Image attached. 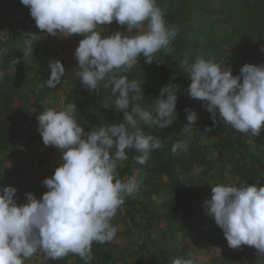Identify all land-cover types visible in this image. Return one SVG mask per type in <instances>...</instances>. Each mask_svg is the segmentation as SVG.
Instances as JSON below:
<instances>
[{
  "label": "rangeland",
  "instance_id": "374dc122",
  "mask_svg": "<svg viewBox=\"0 0 264 264\" xmlns=\"http://www.w3.org/2000/svg\"><path fill=\"white\" fill-rule=\"evenodd\" d=\"M0 2L5 4L13 25L12 31L5 28L0 32V73L3 74L0 77V187L17 188L19 204L26 203L29 192L42 198L48 191L42 181L54 175L63 163L60 149L44 145L38 131V115L45 109L59 111L70 103L76 104L75 119L88 132L101 125L122 122L123 112L115 109V101L101 100L99 91H90L82 84L76 75L75 50L79 43L72 36L53 37L46 30H40L29 8L20 0ZM156 2L166 26L178 30L169 47L181 44L176 58L187 89L192 81L180 65L185 58L189 63L197 57L223 63L222 67L230 68L234 76L240 74L245 64L264 65V52L260 51L264 47V0H231L229 6L224 0H190L186 13H179L177 20L167 18V13L177 11L179 0ZM233 5L237 8L236 14L229 19L225 10ZM146 28L145 22L129 35H137ZM97 31L104 37L117 31L128 34L127 27L115 21L98 26ZM207 31L210 35L205 37ZM26 40L31 41L33 52L27 58L19 57L13 50L23 53ZM168 54L170 52L160 50L151 64L140 57L131 70H114L109 76L116 73L135 80L144 94L138 103L153 112L161 88L175 84L177 107L183 105L195 111L197 121L193 128L183 125L176 132L179 142L188 141V150L175 156L171 152L182 174L193 186V198H177L166 174L148 181L147 171L133 163L132 151H127L128 159L117 162L121 170L117 178L123 181L134 176L139 190L125 197L113 218L117 234L108 242L113 252L110 263L151 264L168 258L172 264L176 258H191L194 264H264V256H260L254 246L230 248L223 230L204 207L215 185L246 182L250 185L259 181V187L264 186V127L259 136L250 137L220 121L218 112L216 120L219 123H214L206 108L209 102L191 98L188 91L183 93L181 84L173 79L164 83L167 74L162 62ZM55 60L64 64L66 72L56 88H49L46 85L51 74L48 65ZM176 119L174 114L173 120ZM152 156L148 155L149 168ZM242 171L250 178L243 176ZM181 213H185L184 222L179 218ZM202 215L204 224L201 223ZM185 223L193 225L189 231ZM48 260L38 252L24 264H46ZM70 264H76L74 258Z\"/></svg>",
  "mask_w": 264,
  "mask_h": 264
},
{
  "label": "clouds",
  "instance_id": "9594fccd",
  "mask_svg": "<svg viewBox=\"0 0 264 264\" xmlns=\"http://www.w3.org/2000/svg\"><path fill=\"white\" fill-rule=\"evenodd\" d=\"M20 2L29 8L36 26L47 34L84 37L75 50L76 75L90 91H98L100 82L107 78L104 86H111L116 96L115 109L123 112V120L85 132L75 119L77 105L71 103L63 110L49 108L37 116L44 145L60 149L63 163L54 175L42 181L48 191L40 199L29 192L26 203L18 204L17 188L0 187V264H24L38 252L50 260L77 254L85 264H90L93 242L113 241L117 228L111 222L117 210L125 197L139 190L134 176L123 181L117 178V162L127 160V151L136 149L141 153L136 160L144 165L151 150L163 147L160 139L144 135L138 125L143 122L167 128L177 113L175 84L161 88L153 112L138 103L144 94L135 80L109 74L114 70H131L140 57L153 63L160 50L171 51L169 45L178 30L166 26L156 0ZM113 21L126 26L128 34L117 31L104 37L97 31L98 26ZM145 22V31L129 35ZM25 44L23 55L27 58L33 49L30 40ZM260 51L264 52V47ZM180 65L192 81L187 89L189 96L209 102L206 108L214 123H219L218 112L220 121L236 132L250 137L260 135L264 127V65L245 64L237 76L230 68L224 69L223 63L201 57L192 63L185 58ZM48 67L51 74L46 85L56 88L65 76V66L55 60ZM186 112V125L193 128L197 114L187 109ZM188 146L187 140L177 142L171 151L174 156L179 155ZM204 207L223 230L230 248L254 246L264 256V187L247 182L218 184L212 187L211 198L204 201ZM172 264L194 261L176 258Z\"/></svg>",
  "mask_w": 264,
  "mask_h": 264
},
{
  "label": "trees",
  "instance_id": "16d2710c",
  "mask_svg": "<svg viewBox=\"0 0 264 264\" xmlns=\"http://www.w3.org/2000/svg\"><path fill=\"white\" fill-rule=\"evenodd\" d=\"M179 8L177 11H169L167 13V18H171V20H177V16L179 13H186L187 8L190 5V0H179ZM225 4L229 6L231 3V0H224ZM6 6L3 2H0V32H2L5 28L9 30H13L12 28V21L10 20L9 13L5 9ZM236 7L233 5L230 9H226L225 13L228 14V18L230 19L233 14H236ZM205 37H208L210 35V32L207 31L204 33ZM72 38L76 40L78 43L84 38L82 35L79 34H74L72 35ZM181 48V44H175L171 51L170 54L167 55L166 60L162 62V69L166 71L167 78L164 80V83L167 82L169 79H173L179 84H181V87L183 88V93L187 91V83L184 82L183 77L181 76L177 64V58H176V53L177 50ZM207 49H205L206 52ZM15 51L16 55L19 57H23V53H21L18 50H13ZM117 77L123 76L121 74H112ZM106 81L103 83H100L99 86L101 89H99V93H97L100 97L101 100L102 98L104 100H110V101H115L116 96L112 94L111 91V86L105 87ZM103 84V87H102ZM97 95V96H98ZM118 95V94H117ZM96 100L94 99V102ZM177 113V119L176 121L173 120V123L171 126L167 128H160L158 125H145L143 122L141 124V131L144 135H152L154 137H158L163 142V147L160 149H155L151 150L148 155H153L152 156V167L149 168V162L147 161L144 165H141L137 162L136 156L141 155L136 149H132V154H131V159L133 160V163H135L138 167L141 169L147 171V179L148 181L154 180L157 178L159 174H166L168 175V178L172 184V191L176 194L177 198H186V199H192L193 197L191 196L193 192V186L187 178L182 174L179 165L177 164V161L172 158L171 155V149L174 144L179 142L178 138L176 137V132H179L180 129L182 128L183 125H186L188 123L187 121V112L186 109L184 108L183 105L177 107L176 109ZM193 126V125H192ZM227 146H230L229 142L227 143ZM181 157H184L182 155ZM117 173L121 172L119 171V168L117 166L116 169ZM123 172V171H122ZM243 176L246 178H250V176L247 175L245 172H241ZM255 184L258 187L260 186V182L257 181L256 183H251L250 185ZM264 187V186H262ZM19 204H24L19 203ZM184 212V211H183ZM191 212H194L192 209ZM184 214L181 213L179 215L180 220L184 222ZM204 215L201 216V223L204 224ZM114 224V221L112 220L111 222ZM185 228L187 231H189L192 228L191 223H185ZM109 243H104L100 244L98 242H93L92 244V251H91V256L93 259L91 260L90 264H112L110 263L111 260L113 259V252L108 246ZM75 259L76 264H85V260L82 259L79 255L77 254H72L69 253L67 256H65L62 259L58 260H48L46 264H70L71 259ZM151 264H171L168 258H162L160 261H155Z\"/></svg>",
  "mask_w": 264,
  "mask_h": 264
}]
</instances>
